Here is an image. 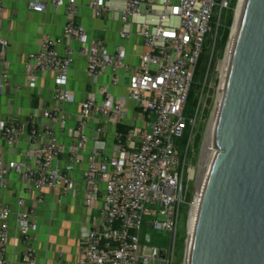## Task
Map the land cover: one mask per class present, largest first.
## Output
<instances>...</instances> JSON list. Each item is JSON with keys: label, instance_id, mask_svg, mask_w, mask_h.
Instances as JSON below:
<instances>
[{"label": "built area", "instance_id": "built-area-1", "mask_svg": "<svg viewBox=\"0 0 264 264\" xmlns=\"http://www.w3.org/2000/svg\"><path fill=\"white\" fill-rule=\"evenodd\" d=\"M4 1L0 0L1 86L10 81L9 42L2 29ZM241 4L238 0L236 17ZM50 6L65 9V37L79 47L60 55L61 40L45 36L40 50L29 55L27 69L32 87L39 75H55L57 103L27 123L0 120V139L8 147L16 148L26 136L18 159L0 158V264H14L8 257L13 218L22 248L20 264H40L34 242L38 207L45 203L47 192L76 195V170L82 172L84 206L93 210L101 204L99 215L79 240L77 264H170L172 254L166 251L162 257L152 243L145 244L142 229L145 217H150L154 218L150 227L177 232L186 202L185 179L194 176V169L188 167L189 150L208 76L194 116L187 119L185 110L201 60L212 45L207 75L211 68L223 12L234 6L231 0H90L96 18L106 19L113 13L121 23L122 43L112 53L103 38L90 36L78 22L79 0L28 2L30 10L40 13ZM134 37L145 49L136 65L128 61L126 44ZM75 54L87 60L91 90L80 105L75 126L69 129L71 143L64 161L66 148L59 130L68 127L62 105L75 99L67 88ZM107 75L110 82L103 83ZM123 79H127L126 94L116 95L111 88L119 87ZM129 102L135 109L131 116ZM96 119L90 138L88 130ZM110 124L116 127V136L108 156L103 147L89 148V142L102 143ZM121 124L128 126L126 132L118 130ZM188 129L189 141L182 145ZM13 174L21 187L16 209L4 199L14 195Z\"/></svg>", "mask_w": 264, "mask_h": 264}, {"label": "water", "instance_id": "water-1", "mask_svg": "<svg viewBox=\"0 0 264 264\" xmlns=\"http://www.w3.org/2000/svg\"><path fill=\"white\" fill-rule=\"evenodd\" d=\"M217 109L189 264H264V0H242Z\"/></svg>", "mask_w": 264, "mask_h": 264}, {"label": "crops", "instance_id": "crops-1", "mask_svg": "<svg viewBox=\"0 0 264 264\" xmlns=\"http://www.w3.org/2000/svg\"><path fill=\"white\" fill-rule=\"evenodd\" d=\"M30 0H5V13L2 19L3 36L9 45L6 59L10 81L8 85H0V120L13 118L22 123L30 121L32 116H41L42 111L52 108L57 103L55 100L58 91L55 75L51 72L39 75L36 86L32 87L31 77L27 69L28 57L31 53L40 50V42L45 36L57 38L61 43L57 45L60 55H65L68 49L77 50L79 43L68 40L64 34L67 16L64 8L49 7L46 12L40 13L29 9ZM50 1V0H45ZM90 0H79L78 22L83 24L90 36H99L105 41L106 49L112 53L122 43L120 38L121 23L114 17L98 19L89 7ZM139 41L136 37L126 42L129 50L128 61L137 64ZM145 49L143 48V52ZM142 52V53H143ZM136 54V56H135ZM87 60L75 54V60L70 72L67 88L74 93L75 99L71 103L63 104L62 108L68 116V127L59 130L61 142L65 146L62 158L68 160V149L71 143L69 129L73 128L78 120L81 103L86 99L91 90L90 78L87 74ZM103 83H109V75L102 78ZM127 79H123L119 87H112L116 95H125ZM130 116L135 113L133 102H129ZM97 119L91 124L88 134L93 138V128ZM116 127L108 125L106 137L102 143L90 139L89 148L103 147L108 156H111L115 144ZM26 136L16 148L8 147L0 139V158L6 161L19 158V151L26 147ZM87 157V153L85 155ZM77 193L61 197L60 192L46 193V201L38 207L39 231L35 236V248L40 264H77V250L80 238L91 227L93 217L99 215L101 204L95 209L88 210L83 203L84 183L82 172L76 170ZM14 195L4 199L14 209L19 190L21 189L16 175H12ZM59 199L61 201H59ZM29 201V205H31ZM66 205L65 210L58 207ZM11 239L8 257L14 264H20L22 248L16 231V223L11 221Z\"/></svg>", "mask_w": 264, "mask_h": 264}, {"label": "rangeland", "instance_id": "rangeland-1", "mask_svg": "<svg viewBox=\"0 0 264 264\" xmlns=\"http://www.w3.org/2000/svg\"><path fill=\"white\" fill-rule=\"evenodd\" d=\"M233 1V0H231ZM234 9H227L223 12V19L221 28L219 31V36L221 34L222 28L228 23L232 17L231 24L228 28V39L225 43L218 42L214 53L211 68L207 75L209 69V63L211 59V54L213 51V46L206 50L205 56L206 60L200 66L198 73L196 74L195 83L191 90V94L187 103L185 110V117L190 119L196 113L198 103L200 100L201 91L207 77V84L205 86V92L202 97V105L199 110V115L197 118V124L194 129L193 137L191 139L189 158H188V167L194 169L193 179H189L186 176L185 184L187 187L186 192V202L182 204L181 207V217L177 232L175 234L174 248L172 253V263L171 264H187V255L190 245V221H191V205L195 203L198 196V187L199 181L202 173L203 159L205 154V144L207 142L208 134L210 132L214 112L217 109L218 97L220 86L222 82V72L224 69V64L228 50L230 47V38L236 21V5ZM114 17V14L111 13L108 18ZM137 39V38H136ZM143 52V47L139 46L137 53L140 55ZM134 126L137 124L133 123ZM190 130L188 129L185 133V136L181 141L182 145H185L189 141ZM59 193V190L57 191ZM60 209H67L66 205L59 204ZM193 209V207H192ZM163 217H160L162 220ZM154 218L145 217V222L142 229V236H145L147 233H151L153 236L152 245L157 247L159 250L170 251L172 233L166 232L160 228L150 227V223ZM168 264V262H165Z\"/></svg>", "mask_w": 264, "mask_h": 264}, {"label": "bare ground", "instance_id": "bare-ground-1", "mask_svg": "<svg viewBox=\"0 0 264 264\" xmlns=\"http://www.w3.org/2000/svg\"><path fill=\"white\" fill-rule=\"evenodd\" d=\"M240 12V8L238 10V15ZM238 15L234 24V28L237 24V20H238ZM229 53H230V47L228 50V54L226 56V60H225V64H224V69H223V74H222V79L224 78L225 72H226V68H227V64H228V59H229ZM218 104V103H217ZM217 110L214 112V116H213V120H212V124H211V128H210V132L208 134V138H207V142L205 144V154H204V159H203V166H202V173H201V177H200V181H199V187H198V196L196 198L195 203L193 204V209H192V214H191V221H190V233H191V238H190V245H189V249H188V255H187V264L190 263V253H191V244H192V236H193V232H194V228H195V223H196V216H197V211H198V204H199V199H200V193L202 190V185L204 182V178L206 175V171H207V167H208V161L210 158L211 153L213 152V136H214V131H215V126H216V120H217Z\"/></svg>", "mask_w": 264, "mask_h": 264}, {"label": "trees", "instance_id": "trees-1", "mask_svg": "<svg viewBox=\"0 0 264 264\" xmlns=\"http://www.w3.org/2000/svg\"><path fill=\"white\" fill-rule=\"evenodd\" d=\"M231 2H232V6H235L237 0H233ZM232 17H233V15H232ZM232 17L230 18V20L228 21V23L222 28L221 34L218 37L217 45H218V42L225 43L227 41V39H228V28H229V25L231 24ZM205 60H206V56L204 55L203 58H202V60H201L200 66H201V64L203 62H205ZM200 66L198 68V71L200 69ZM198 71H197V73H198ZM127 128H128V126L127 125H123V124H121V125L118 126V130L120 132H126Z\"/></svg>", "mask_w": 264, "mask_h": 264}, {"label": "flooded vegetation", "instance_id": "flooded-vegetation-1", "mask_svg": "<svg viewBox=\"0 0 264 264\" xmlns=\"http://www.w3.org/2000/svg\"><path fill=\"white\" fill-rule=\"evenodd\" d=\"M170 247H171V245H170ZM173 248H174V245H173V247H172V250H170L169 252L172 254L173 253ZM171 263H172V258H171V261H170ZM170 263V264H171Z\"/></svg>", "mask_w": 264, "mask_h": 264}]
</instances>
